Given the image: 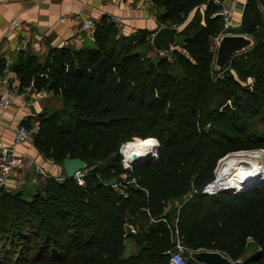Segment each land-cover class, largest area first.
<instances>
[{"label": "trees", "instance_id": "1", "mask_svg": "<svg viewBox=\"0 0 264 264\" xmlns=\"http://www.w3.org/2000/svg\"><path fill=\"white\" fill-rule=\"evenodd\" d=\"M149 1L159 23L180 26L171 59L137 49L154 31L125 34L102 15L92 44L52 46L44 57L21 50L10 65L18 92L45 89L67 106L65 118L37 114L32 145L54 163L79 156L86 167L83 183L64 174L29 194L0 187V264H166L175 236L186 249H218L232 260L251 244L239 264H264V185L201 192L225 154L264 155V0H245L238 32L253 44L222 71L212 66L219 5ZM150 139L156 156L123 169L119 146ZM121 174L136 182L123 185L125 195L112 187ZM170 200L177 205L165 210ZM126 223L141 226L131 234ZM129 236L137 249L125 254ZM193 260L186 255L185 264Z\"/></svg>", "mask_w": 264, "mask_h": 264}, {"label": "crops", "instance_id": "2", "mask_svg": "<svg viewBox=\"0 0 264 264\" xmlns=\"http://www.w3.org/2000/svg\"><path fill=\"white\" fill-rule=\"evenodd\" d=\"M233 1L234 26L230 28L239 26L245 3V0ZM230 2L232 0H224L226 4ZM155 10L149 0H0V89H7L13 95L12 105L0 109V137L3 142H10L20 113L32 115L17 108L26 102L21 97L22 92L17 91V77L10 67L19 51L41 56L49 47L63 45L64 41L70 46L92 44V33H84L79 28L83 16H90L97 22L100 16L106 15L125 34L134 32L136 28L155 31L159 23ZM12 19L16 22H11ZM13 90L17 93L13 94ZM24 143L18 147L20 151ZM172 202L177 204L176 200H170L165 210ZM133 226L139 228V223ZM124 244L125 250L129 246L134 247L129 252L137 249L133 236L125 238Z\"/></svg>", "mask_w": 264, "mask_h": 264}, {"label": "rangeland", "instance_id": "3", "mask_svg": "<svg viewBox=\"0 0 264 264\" xmlns=\"http://www.w3.org/2000/svg\"><path fill=\"white\" fill-rule=\"evenodd\" d=\"M154 15L155 16L157 15V10L154 11ZM158 24H157V27L159 25H161V24H159V25ZM157 27H155V28H157ZM133 28H135V27H133ZM179 28H180V26H179ZM136 29L134 30V33L137 32ZM117 30L121 31V28L117 27ZM239 30H240L239 26H236V27L230 28L228 30V32L229 31L238 32ZM118 31H117V33H119ZM151 34H152V32L147 35L146 43L144 45H141V44L137 45V49L142 51V52H145L150 58L156 59L157 57H159L161 55L163 56L165 54H160L159 52H157L156 50L153 49L151 42H150ZM181 37H182L181 34L177 35V42L181 39ZM211 40H212V48L214 50L217 40H215V37H213ZM44 55L45 54L43 53L41 55V57H44ZM165 56L168 59H171L169 54L165 55ZM170 70L172 72H178V68L175 64L171 65ZM14 92L17 93L15 90H13V94H14ZM20 92H22L21 97H23V100H26V102H23L22 106L17 105V108L21 109V110L24 109V110L32 113V115H28L29 114L28 112H27L28 114H25L24 112L21 114L20 110H18L20 113L19 115H21L19 117V120H23V121L27 122L28 125L29 124L37 125V114L40 112L56 111L60 114V117H63V118L66 117V113H65V111L67 110L66 104H64V106H63V101L58 96L53 95L50 91H47L45 89H41L39 91H36L35 89H31L30 87H26V88H23ZM257 127H258V129H261L260 124H258ZM151 140L155 141V139H151ZM24 142L25 143H24V145H22L21 151L27 157L24 158L23 165L17 167L14 170L13 175L10 177L9 188L13 189L14 191L21 190L24 193L29 194L31 192H34V190L40 188L42 186V183L45 181V179L48 176H54L57 178V177H61L62 175H64V170H63L61 163L52 162L48 158L44 157L43 154H41L34 146H32V142H31L30 138L26 139ZM130 142H140V141L135 140V141H130ZM126 143L127 142H125L124 144H126ZM156 143L157 142L155 141V144ZM246 150L256 152L258 154L259 160H261L262 164L264 165V155H263V152L261 149H246ZM123 155H124V153H123ZM80 171H82V169ZM78 177H80V175ZM214 178H215V173H214ZM262 182L263 181L259 182V184H262ZM256 185L257 184H255L253 186H256ZM138 222L140 224H142L143 226H145L147 219L140 217ZM140 224H139V226H140ZM133 248L134 247H130V246L128 248H126V250L124 251L125 254L131 253V252H129V250H133ZM253 252H254V247L251 246V244H248L246 250H244L243 256L240 257V261L243 257H246L247 255H249ZM30 253L33 254L34 252L31 250ZM28 261H30V260H28ZM39 261H41V260H39ZM191 264H199V262L193 260L191 262Z\"/></svg>", "mask_w": 264, "mask_h": 264}, {"label": "built area", "instance_id": "4", "mask_svg": "<svg viewBox=\"0 0 264 264\" xmlns=\"http://www.w3.org/2000/svg\"><path fill=\"white\" fill-rule=\"evenodd\" d=\"M213 1L217 5H219L218 13L221 15V20L223 25L222 30L218 33L217 36H215V40H217L220 33L228 32L229 28L234 26L233 11L235 7V2L232 0V2L226 4L224 3V0H213ZM259 8L264 14V6L260 5ZM11 22L15 23L16 20L12 19ZM95 23L96 21L92 17L83 16L81 18L79 28L84 33L91 34L94 30ZM63 44H67V41H64ZM12 102H13V95L11 94V92L8 91L7 89H0V109L8 108L9 106L12 105ZM36 129H37V125L30 124L29 126H27L22 122V120L18 119L16 121L10 142L4 143L0 137V187L4 188L7 191H14L13 189L9 188L10 177L13 175V172L17 167L23 165L24 162L23 160L25 157H27L22 151L19 150L18 147L26 139L28 138L31 139ZM122 145L123 143L119 146V153L121 155L120 163L123 169H130L131 168L130 162L126 161L125 156L121 151ZM84 172H85L84 169H82V171L79 170L76 172L74 176L79 183H83L82 175L84 174ZM79 175L80 177H78ZM128 182L136 184L135 178L133 176H130L128 178L126 174H121V180L112 182V187L118 189L120 193H123V195H125V191H124L125 188L123 185ZM210 183L211 181L206 183L202 187L201 192L212 194L218 191V189L208 188V185ZM160 219L165 221L163 217H161ZM124 227L126 232H130L131 234L132 233L134 234L136 232V228L132 224L126 223ZM172 242H173L172 249L166 251L168 256L166 264H185L186 247L181 243V241L176 236L172 238ZM233 261H236V263L238 264L240 263V259H236Z\"/></svg>", "mask_w": 264, "mask_h": 264}, {"label": "water", "instance_id": "5", "mask_svg": "<svg viewBox=\"0 0 264 264\" xmlns=\"http://www.w3.org/2000/svg\"><path fill=\"white\" fill-rule=\"evenodd\" d=\"M178 27L176 25H159L155 31L151 34V45L154 50L160 54L173 55L172 50L177 46V33ZM253 44V39L244 32H222L217 38L215 49H214V59H213V69L216 71H222L224 67L228 64L231 57L239 53ZM157 143L155 144V155H156ZM155 157V156H154ZM153 156L145 157L140 160L131 161L130 165L136 162L144 161L147 159L154 158ZM61 165L64 170L66 177H74L76 172L84 169L86 167V162L79 156L74 157H64L61 160ZM216 167V166H215ZM215 171V168H214ZM215 173V172H214ZM213 181V180H212ZM264 185V180L262 184L248 187L240 191H234L231 188H217L218 190H232L234 192L247 191L253 188ZM186 255L190 258L196 260L200 264H238L233 261L224 252L218 249H185Z\"/></svg>", "mask_w": 264, "mask_h": 264}, {"label": "bare ground", "instance_id": "6", "mask_svg": "<svg viewBox=\"0 0 264 264\" xmlns=\"http://www.w3.org/2000/svg\"><path fill=\"white\" fill-rule=\"evenodd\" d=\"M148 141L152 143H146ZM153 148L155 153V141L150 139L140 142L129 141L122 145L121 151L126 161L130 162L150 157ZM214 172L215 178L208 188L226 187L238 190L254 187L250 186L254 184L260 185L259 182L264 180V165L259 160L258 154L250 150H238L225 154L219 159Z\"/></svg>", "mask_w": 264, "mask_h": 264}, {"label": "snow or ice", "instance_id": "7", "mask_svg": "<svg viewBox=\"0 0 264 264\" xmlns=\"http://www.w3.org/2000/svg\"><path fill=\"white\" fill-rule=\"evenodd\" d=\"M146 143H152V141H148V142H146Z\"/></svg>", "mask_w": 264, "mask_h": 264}]
</instances>
